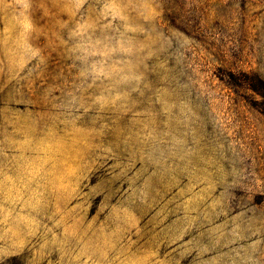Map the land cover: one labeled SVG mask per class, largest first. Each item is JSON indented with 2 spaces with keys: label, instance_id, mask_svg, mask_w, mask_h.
I'll list each match as a JSON object with an SVG mask.
<instances>
[{
  "label": "rangeland",
  "instance_id": "obj_1",
  "mask_svg": "<svg viewBox=\"0 0 264 264\" xmlns=\"http://www.w3.org/2000/svg\"><path fill=\"white\" fill-rule=\"evenodd\" d=\"M0 264H264V0H0Z\"/></svg>",
  "mask_w": 264,
  "mask_h": 264
}]
</instances>
